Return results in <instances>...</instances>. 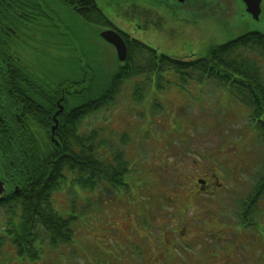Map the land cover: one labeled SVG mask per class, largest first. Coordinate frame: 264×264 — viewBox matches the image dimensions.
<instances>
[{
  "label": "rangeland",
  "instance_id": "1",
  "mask_svg": "<svg viewBox=\"0 0 264 264\" xmlns=\"http://www.w3.org/2000/svg\"><path fill=\"white\" fill-rule=\"evenodd\" d=\"M199 1L189 6L196 14H202L197 18L203 24L195 26L194 17L189 20L180 15L184 17L174 19L164 11L158 15L159 11L151 10L153 4L145 0H96V5L110 22L121 28L124 21L136 18L141 35L133 34L134 38L158 49L161 57L168 59L172 55L200 58L226 40L230 42L251 32L264 34V1L258 21L239 0ZM40 3L43 16L39 20H22L30 30L14 38L16 56L40 82L61 81L70 92L81 91L93 80H100L106 87L117 70L114 48L100 38L106 26L87 23L59 0H38ZM137 7L144 10L141 16ZM3 29L6 30L5 26ZM177 46L185 52L191 48L193 54L180 53ZM239 52L255 62L264 76V54L246 49ZM162 75L168 79L180 76L173 71L163 72L155 77V82H160L158 89L156 85L138 87L145 94L138 103L132 101V91L137 81L144 82L145 76L126 81L114 106L83 119L78 128L79 135L98 132L96 155L104 163H110L116 153L124 155L131 170L125 177L127 187L115 188L104 182L96 189H84L73 183L67 172L61 189L53 194V208L62 217L73 219L74 240L56 250L38 243L37 247L44 250L36 260L19 256L2 233L0 210V264H139L134 255L139 248L130 249L126 239L136 234L138 240L145 239L143 229L151 234L147 257L151 264H160L159 253L163 251L155 244L161 243L163 223L171 230L180 223L185 226L178 231L193 237L194 252L199 258L193 264H226L228 257L217 249L216 240L230 247L229 239L241 242V227L235 221L240 220L242 200L254 189L264 163L261 132L251 121V110L234 100L216 81L175 79L167 84ZM78 97L76 94L71 102ZM53 100V112L49 113L51 129L59 127L65 112L63 94ZM198 171L220 178L219 183L224 184L220 194L195 193L199 188L197 179L205 178ZM165 202L173 203L176 210ZM255 205L260 212L254 221L262 228L264 239V196ZM180 210L184 212L183 218L176 212ZM142 215L147 216L146 222ZM253 233L260 236L256 230ZM168 238L174 242V236ZM240 251L236 247L230 253ZM262 251H255L256 259ZM243 253L246 255L247 250ZM174 258L169 257L168 262L174 264Z\"/></svg>",
  "mask_w": 264,
  "mask_h": 264
},
{
  "label": "trees",
  "instance_id": "2",
  "mask_svg": "<svg viewBox=\"0 0 264 264\" xmlns=\"http://www.w3.org/2000/svg\"><path fill=\"white\" fill-rule=\"evenodd\" d=\"M34 1L0 0V178L6 185L0 202L1 231L19 256L37 259L41 253L38 243L43 245L47 241L52 249H57L72 241V219L63 218L53 208V194L61 189L67 172L73 183L89 190L104 182L115 188L123 186L124 178L131 173L124 155L116 153L110 163L98 159V132L79 135L78 129L87 116L114 103L127 79L158 76L171 70L181 77L214 80L251 110L250 118L264 141V76L255 62L239 55L245 49L264 54V34L246 33L211 47L207 55L188 63L161 57V63L156 64L152 50L135 48V42L126 39L128 61L124 65L117 61V70L106 87L100 80H93L81 91L70 92L61 81L40 82L13 50L14 38L30 30L22 24L27 18L17 19L15 14L35 15L32 20L43 16L42 4L37 0L35 5ZM59 1L87 23L104 21L95 0ZM138 87L143 85L138 84L133 95L137 103L142 97ZM62 94L65 112L53 135L51 102ZM76 94L78 99L71 102Z\"/></svg>",
  "mask_w": 264,
  "mask_h": 264
},
{
  "label": "flooded vegetation",
  "instance_id": "3",
  "mask_svg": "<svg viewBox=\"0 0 264 264\" xmlns=\"http://www.w3.org/2000/svg\"><path fill=\"white\" fill-rule=\"evenodd\" d=\"M147 2L150 1H154L157 2L159 4V7H155L151 10H155V11H159L156 14H161L163 13V11L166 13L168 11H170L172 13V15H177L179 14L178 10L175 8V4L174 2L177 0H145ZM187 1V0H186ZM191 1V0H188ZM194 1V0H192ZM96 2V0H95ZM136 12L137 14H139V16H141L144 12V10L140 7L136 8ZM177 11V12H176ZM24 17H32L34 18V15H23V14H15V18L19 19V18H24ZM130 18V17H127ZM107 20V24L106 26V30L109 29H114L116 31H119L121 33V35L124 36H132L133 34H140L139 32V28L140 26L138 24H136L137 19L133 18V19H128V21H124V28H121L116 26V24L111 21L106 17ZM122 20V19H120ZM128 22V23H127ZM122 23V22H121ZM126 23V24H125ZM141 35V34H140ZM183 43V42H181ZM178 47V46H177ZM180 49V52H185V51H181V48L178 47ZM18 107V105H17ZM186 171H188V168L186 169ZM204 171H198L197 174H200V176L202 174H204L203 178H198V186L199 188L195 191V193L197 192H202L203 194H207L208 196H213V194H215L216 196L218 194H220V192L224 189L222 187V185L224 186V184L219 183L220 178L217 175H209L206 172L202 173ZM242 174V173H241ZM226 177H228V175H225ZM229 178V177H228ZM167 184V183H166ZM168 186V184H167ZM171 187V186H169ZM223 188V189H222ZM226 191V190H225ZM263 190L260 188H254V189H250L249 193L247 194L248 197L243 199L242 202L245 203V205H241L240 206V217L243 218L242 219V224L243 226H239L240 231L238 234V239L241 242H238L236 239L232 238L229 239L230 245H227L226 242L221 244V242H219L218 240H216L218 246L217 249H219L222 252V255L228 257L227 260L225 261L226 264H262L264 262V239L260 238V236H258L257 233H253L254 230H256L257 232L261 233L260 227L259 225L256 223V221H254V219L256 218L257 215H255V210L257 209V205H255V203L257 202L258 198L262 197ZM251 198V199H250ZM173 204V203H172ZM174 208H176L174 206ZM180 216H184V212L183 210H180ZM164 219V218H163ZM182 221V219H181ZM182 223H180L181 225ZM163 228L161 229L162 235H161V243L155 244L156 248L159 247V251H163V254H161V252L159 253V261L162 264H168V260L169 257L172 260L173 256H175V261L174 264H193L192 262L194 260L199 259L198 256L195 254L194 252V247H195V243L191 240V238H188L186 236V233L182 232L180 233L178 231L179 227L182 230L183 228H185L184 225L182 226H177V228L175 230H171V229H167L166 228V224H162ZM137 226L139 227L140 230H142V226L137 222ZM146 233V237L143 240H138L137 234L136 235H131L130 237L127 236V243L126 246H128L130 249L134 248V246L138 247L139 252H135L134 255H136V257L138 258V262L139 264H151V261H149L148 257H147V248L148 245H150L151 243H147V241L149 240V236H151L150 232L143 229ZM132 231V230H131ZM189 232V231H187ZM133 233V231H132ZM171 236H174V242L172 240V243L169 242V238H171ZM250 238L252 239V241L250 242ZM145 240V242H144ZM216 246V245H215ZM239 248V250H241L238 254H231L230 251H232L235 248ZM247 250L246 255L243 253V251ZM257 249H261L263 250L262 253L259 255V257L256 259L255 258V251ZM201 257V256H199ZM205 258V256H202L201 258ZM177 261V263H176ZM235 261V262H234ZM159 262V263H160ZM160 263V264H161ZM132 264V263H130ZM137 264V263H136ZM171 264V263H169Z\"/></svg>",
  "mask_w": 264,
  "mask_h": 264
},
{
  "label": "water",
  "instance_id": "4",
  "mask_svg": "<svg viewBox=\"0 0 264 264\" xmlns=\"http://www.w3.org/2000/svg\"><path fill=\"white\" fill-rule=\"evenodd\" d=\"M246 7L247 12L251 15V17L258 21L260 19V15L262 12L261 5L264 0H239ZM180 4H183L185 0H178ZM101 37L112 45L117 54V58L121 63L126 62L128 57V50L125 42L122 37L116 33L115 31H105L101 33ZM5 184L0 179V199L5 194Z\"/></svg>",
  "mask_w": 264,
  "mask_h": 264
},
{
  "label": "bare ground",
  "instance_id": "5",
  "mask_svg": "<svg viewBox=\"0 0 264 264\" xmlns=\"http://www.w3.org/2000/svg\"><path fill=\"white\" fill-rule=\"evenodd\" d=\"M237 97V96H236ZM4 198V195L2 196V198L0 199V202H1V200ZM144 217H147V216H143L142 215V219H144Z\"/></svg>",
  "mask_w": 264,
  "mask_h": 264
}]
</instances>
